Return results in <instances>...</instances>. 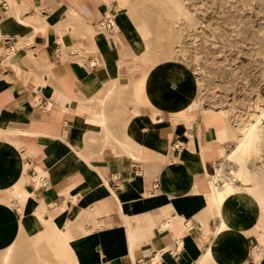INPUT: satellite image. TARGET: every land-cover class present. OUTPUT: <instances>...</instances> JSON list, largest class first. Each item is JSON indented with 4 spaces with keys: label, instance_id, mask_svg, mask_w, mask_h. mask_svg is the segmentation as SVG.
<instances>
[{
    "label": "crops",
    "instance_id": "1",
    "mask_svg": "<svg viewBox=\"0 0 264 264\" xmlns=\"http://www.w3.org/2000/svg\"><path fill=\"white\" fill-rule=\"evenodd\" d=\"M4 1L0 252L24 238L21 230L43 229L42 210L67 249L36 251L32 236L25 264H152L154 256L157 264H264L254 199L227 198L222 230L207 209L209 175L229 143L216 137L225 121L207 127L195 103L185 109L194 120H172L193 81L172 72L182 69L173 61H145L143 7L135 19L115 0ZM107 14L114 30H96ZM148 29L157 50L153 19Z\"/></svg>",
    "mask_w": 264,
    "mask_h": 264
},
{
    "label": "rangeland",
    "instance_id": "2",
    "mask_svg": "<svg viewBox=\"0 0 264 264\" xmlns=\"http://www.w3.org/2000/svg\"><path fill=\"white\" fill-rule=\"evenodd\" d=\"M128 4L134 15L143 7L149 20H142V25L147 29L152 19L157 25V50L153 49L149 29L143 37L147 38L148 64L154 67L157 62L158 67L166 60L177 63L182 69L172 67V72L183 73L185 79L193 81L199 111L211 110L223 116L229 140L254 123L264 108V0H128ZM259 136V151L255 154L258 167L245 172L248 180L242 184L256 198L258 191L264 192V132ZM233 142L226 145V152ZM224 174L240 182L241 175L235 170ZM260 216L264 225V208ZM25 242L19 240L13 249L14 264H25ZM4 252H0V258Z\"/></svg>",
    "mask_w": 264,
    "mask_h": 264
},
{
    "label": "bare ground",
    "instance_id": "3",
    "mask_svg": "<svg viewBox=\"0 0 264 264\" xmlns=\"http://www.w3.org/2000/svg\"><path fill=\"white\" fill-rule=\"evenodd\" d=\"M0 1H2V0H0ZM166 1H168V0H166ZM172 1L174 2V0H172ZM115 2H117L116 8L127 7L129 5L128 4V0H115ZM176 7H178V6H176ZM127 8L129 9L131 7H127ZM178 9H179V7H178ZM130 10H132V9H130ZM130 13H131L132 16L135 17V19L137 18V15H134L132 13V11ZM105 20L109 21L112 24V26H113L112 29L114 30V25L112 23V16L110 14H107V17H106ZM95 28L98 31H100V30L105 31L100 26H96ZM139 30L141 31L142 37H147L148 29H147L145 24L142 25V22H141V24L139 26ZM143 39H145V38H143ZM145 40H147V38ZM158 80H157V82H159ZM165 88H167V87H165ZM160 96H159V92H158L157 93V100L160 99ZM194 99L195 98H194L193 92H189L187 94V96H186V100L184 98L185 101L179 102V103H177V105L175 104L176 106L174 107V109L169 111L170 112V116H171V118H172V120L174 122L189 123L191 120H194L196 118L195 116L186 115V112H185L187 102H188V104L195 103ZM142 103L145 104L144 102H142ZM168 107H170V106H168ZM197 115H201L202 116L203 122L205 123V125L207 127H209L211 125H215V126L218 125V124L221 125V122L224 121L223 120V116L221 114H219L218 112H213L211 110H201V111H199V108H198ZM263 132H264V108L260 110L258 117H256V119L254 120V123L250 124L242 132V134L240 136H238V137H235V138H232V139L229 140L227 138L226 134H225L226 133L225 127L221 126V127H218L216 129V137H217V140L220 143H226V142H229V141H232V142L234 141L233 142L234 145L229 149L228 152H226L224 149L219 151V161L220 162L218 164H216V166L214 167L213 173L209 177V191H208L207 194L204 195L208 211L212 212L214 210L216 215L221 217V221L222 222H221L220 230H222V229H224L226 227L225 224H224L223 217L221 215L222 205H223L224 201L227 198L233 196V194H235V196L243 195V196H249L252 199L255 198L256 200L255 199L254 200L258 203L259 214H261V210L264 208V192L258 191V195H257V198H256V197L253 196L255 194L252 195L249 192V190H247L246 188L242 187V184L245 183L248 180L246 178L247 176H245L246 175L245 172L248 171V169H252V167H255V166L258 167V165L256 163L257 161H255V159H256L255 158V154H258V151H259L258 147H259V142H260V136L259 135L261 133H263ZM211 138H213V137L211 136ZM251 158L254 161H252L251 164H249L250 166H248V163L250 162ZM231 169L235 170L237 173H239L241 175V178L239 180L240 182H238V181L234 182L232 179L227 178L225 176V174H224L225 171L226 170L229 171ZM205 175H207V174H205ZM224 185L227 186L226 189L224 188ZM230 189H231V193L229 191ZM12 193L8 194L9 197H16V193H14V194H12ZM17 198H18V202H19L18 212L22 216L24 214V212H25V204L29 200L30 195H28L27 193H23L22 196H19ZM43 213L44 212L41 210V212L36 214L38 216L37 219H40L39 222L41 223V226H43V229H41L40 231H38L34 235L25 234V232L23 230H21L23 232V237H24L21 240H23V241L30 240L32 242L33 241L32 240V236H35V238L37 239L36 242L34 243V247L37 248L36 251H39L38 249L44 247V248L51 249V251H53L54 253H57L58 250L66 248V247H64L62 245V241L64 240V233H62L60 231V229L57 227L56 224H54V223L53 224H49V222L44 221L43 218H42V214ZM166 227H169V223L166 224ZM259 227H260V225H259ZM43 236H44L45 243L41 244V239H43ZM21 242L22 241H20V243ZM17 243H18V241L14 245H12V246H10V247L5 249L4 256L2 258H0V263L1 264H11V263L14 264V261H13L14 257H12V253H13V249L16 247ZM21 245H23V244H21ZM27 245H29V244H27ZM32 245L33 244H31V246ZM16 251H17V249H16ZM28 252H29V250H28ZM35 258H36V256H35ZM158 261L159 260L157 259V257L154 256L152 258V260H151V263L152 264H157Z\"/></svg>",
    "mask_w": 264,
    "mask_h": 264
},
{
    "label": "built area",
    "instance_id": "4",
    "mask_svg": "<svg viewBox=\"0 0 264 264\" xmlns=\"http://www.w3.org/2000/svg\"><path fill=\"white\" fill-rule=\"evenodd\" d=\"M1 3L5 4V1L2 0ZM98 26L102 27L106 32L111 31L113 27L112 24L107 20L99 21ZM154 187H157V185H155Z\"/></svg>",
    "mask_w": 264,
    "mask_h": 264
}]
</instances>
